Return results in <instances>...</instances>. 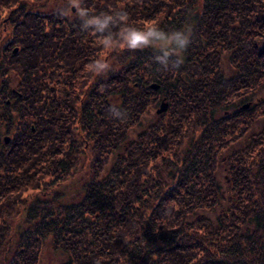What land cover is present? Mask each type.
Instances as JSON below:
<instances>
[{
    "label": "trees",
    "instance_id": "trees-1",
    "mask_svg": "<svg viewBox=\"0 0 264 264\" xmlns=\"http://www.w3.org/2000/svg\"><path fill=\"white\" fill-rule=\"evenodd\" d=\"M74 1L86 16L65 17L70 0H0V247L26 192L87 152L94 167L75 200L31 201L4 264H40L47 236L54 264H264V0ZM154 26L188 34L178 69L175 45L121 49ZM106 45L121 67L84 91ZM160 98L167 119L144 123Z\"/></svg>",
    "mask_w": 264,
    "mask_h": 264
},
{
    "label": "rangeland",
    "instance_id": "rangeland-1",
    "mask_svg": "<svg viewBox=\"0 0 264 264\" xmlns=\"http://www.w3.org/2000/svg\"><path fill=\"white\" fill-rule=\"evenodd\" d=\"M56 1L61 2V0H56ZM66 2H68V0H66ZM68 4H69L68 7L65 8V12H64L65 15L64 16L65 17H72L76 14L78 15L79 11H78V7L76 6L77 5L76 1L70 0V2ZM195 4L198 6L199 1L196 0ZM62 6H63V3H60L54 7L62 8ZM55 9H57V8H55ZM39 12L41 13L43 11H39ZM10 30H11V28L7 29L2 34L3 35L2 37L4 38V40L7 39V36L11 37V31ZM1 42H2V39H1L0 43ZM125 43H126V41H123L122 45H124ZM150 45H151V47H156V48H164V49L166 48L163 45V42L157 41L155 39H151ZM0 50H1V48H0ZM123 50H126V49H123ZM165 51H167V49H165ZM112 53H113V49L110 48L108 45H106V47L104 49H102V51L100 52V55H99L101 58L100 61H98L96 65L86 66L85 73L90 72V74L91 73L92 74H91L90 78L88 79L89 82H87L86 86L83 88L84 91H88L90 86L92 84H94L95 82H97L98 79H100L106 75L111 74L112 71L114 72L117 69H119V67H121V65L119 66V64L117 62L118 57H116V58L111 57ZM0 55H1V52H0ZM225 56L226 55H223V57H222V62L220 63V67H221V69L224 70V72L228 73L229 68H228V63H227V59ZM151 89H153V88H151ZM258 95L260 97H264V88L261 91H259ZM83 98H84V96L80 94L79 99L82 100ZM118 100H119V95L116 94V95L112 96V102L118 103L119 102ZM163 102H165V101L161 100V98H160L158 103L156 102L155 104H151L150 106H148V108L145 110V112L149 110V113L147 116L144 117V118H146L144 120V123H148L149 121L152 120V118L156 121H158L159 119H162L163 121H165L167 119V116L165 115V113H166V110L168 107L166 108L165 111H161L159 113L156 112L158 109H161L160 105L163 104ZM6 136H8V135L6 134L2 137V141H3V138ZM196 136H198V132L192 138H196ZM189 144H190V141L188 140V138L185 139L182 142V145L180 146V150H184V149L188 148ZM87 146H88V144L86 145V147ZM89 146H90V144H89ZM88 148H87V150H88ZM92 157H93V155L90 157L89 152L85 153V156L83 157L84 161H80V163L82 164V166H80L81 168L78 167L79 163H78V165H75L72 168V170L70 171V173H71L70 176L65 177L64 179L57 181V182L54 181L55 180L54 177L44 178L43 181H45V184H43L42 186H39V188L37 190H34V191L32 190V191L26 192L17 203H15L11 206V209L8 212L9 215L5 218V221H6L5 224H7L6 225L7 234H6V237L3 241V243L1 244L2 246L0 247V262H3L2 264H4L5 261H7L9 259V257H11L10 256L11 251L14 248V246L17 244V236L23 232L24 226L27 224L26 223V217L27 216L25 214V208H27L29 206V204L31 203L32 200L35 199V197L38 199H43L45 197L47 198L53 192H60V193L66 194L64 197H62L60 199L61 202L67 201L69 193L71 194V200H75L77 192L82 189L81 184L84 181L83 175L86 174L89 170L94 169ZM85 158L87 160H85ZM111 162H112V159H109L108 164L106 166L104 165L102 167V170L99 173L104 174L105 172L109 171L111 169L110 168ZM76 167H78V171H75ZM85 171H86V173H85ZM86 178L87 177H85V179ZM2 232H3V230H2ZM52 240L53 239L51 236H47V238H45L42 241L41 252H40V264H54L57 260L61 259L62 255H60L58 252H54L52 250V244H51Z\"/></svg>",
    "mask_w": 264,
    "mask_h": 264
},
{
    "label": "clouds",
    "instance_id": "clouds-1",
    "mask_svg": "<svg viewBox=\"0 0 264 264\" xmlns=\"http://www.w3.org/2000/svg\"><path fill=\"white\" fill-rule=\"evenodd\" d=\"M78 6V5H76ZM79 15L84 17L87 13L84 10H80ZM111 16H105L103 22H101L98 18L89 21V23L97 25L96 32H103L105 28H107L109 21H111ZM121 20H128L127 12L120 18ZM155 39L157 41L163 42L165 47L175 45L176 50L174 52L165 51L164 57H168L169 55H175L176 59L173 61V68L178 69L182 63L180 59L181 53L187 48L190 43L189 36L186 32L176 30L171 34H166L165 31L160 29L158 26H154L149 29H137L132 28L128 30L127 35L125 36L126 43L121 46V49L127 50H142L144 47L150 45L151 39ZM110 43L108 38H105V44ZM160 59V58H158ZM160 62L163 63L164 60L160 59ZM111 109V108H110Z\"/></svg>",
    "mask_w": 264,
    "mask_h": 264
},
{
    "label": "water",
    "instance_id": "water-1",
    "mask_svg": "<svg viewBox=\"0 0 264 264\" xmlns=\"http://www.w3.org/2000/svg\"><path fill=\"white\" fill-rule=\"evenodd\" d=\"M16 48L13 50V52L15 53L16 52ZM151 88H153V89H156L157 88V85H151ZM160 108L161 109H158L156 112L157 113H159V112H161V111H165L166 110V108H167V103L166 102H163V104H161L160 105ZM3 141H4V143H8V141H9V137L8 136H6V137H4V139H3Z\"/></svg>",
    "mask_w": 264,
    "mask_h": 264
}]
</instances>
